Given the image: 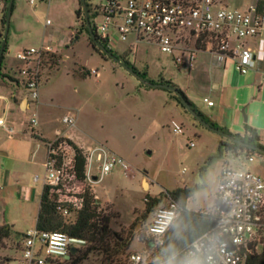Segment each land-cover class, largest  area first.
Wrapping results in <instances>:
<instances>
[{
  "label": "rangeland",
  "instance_id": "rangeland-1",
  "mask_svg": "<svg viewBox=\"0 0 264 264\" xmlns=\"http://www.w3.org/2000/svg\"><path fill=\"white\" fill-rule=\"evenodd\" d=\"M87 2L96 6L104 0ZM77 8L78 0H14L3 72L21 79L18 69L24 64L17 59V53L22 49H38L48 44L55 53L43 62L39 97L31 102L30 109L26 111L25 105L20 104L26 100V91L21 85L13 92L21 111L14 105L10 113H4L0 106V115L15 131L9 138L5 128L0 127V151L6 152V155H0V225L6 223L22 233L35 227L42 179L46 173L43 166L45 146L31 133L54 139L55 130L60 129L69 132L85 149L102 143L124 160L127 169L117 165L97 181L94 188L87 186L100 200L97 210L100 216L109 218V228L132 239L128 252L142 251L143 243L133 236V229L149 220L150 216L141 217L145 196L155 197L166 190L205 183L188 206L194 211L208 212L217 188L220 166L226 161L232 163L233 157L224 151L221 157L209 161L218 152L215 139L221 137L182 109L173 97L175 94L144 86L114 58L102 56L97 47L98 50H94L89 33L80 28L84 14L77 20ZM90 21L98 25L101 17L93 14ZM130 44L133 46L127 52ZM110 49L115 58H126L131 66L140 73L146 72L150 79L170 80L198 105L204 106L203 99L208 96L216 103L209 111L216 110L219 98L225 106L230 99L234 103L235 98L246 94L241 86V74L231 58L223 63L208 52H200L197 68L190 70L176 65L152 44H133L129 39L126 44L111 45ZM223 74L228 84L214 90L212 77ZM0 93L11 97L7 91L0 89ZM251 97H255V101L249 106H238L235 115L229 113L228 123L237 125L238 129L233 133L239 131L241 136L244 134L243 123L253 127L259 136L264 129V91L256 88ZM34 115L37 124L31 127L29 120ZM64 116H73L75 124H63ZM172 121L182 125V133H173ZM251 168L264 178V156L257 154ZM7 173L11 180L6 184ZM35 176L40 178L39 181L34 182ZM17 181L34 190L33 201H19ZM143 182H146V188ZM17 242L14 238L6 240L4 248H0V257H15ZM117 257L124 259V255ZM79 264L110 262L103 252L96 250L88 252Z\"/></svg>",
  "mask_w": 264,
  "mask_h": 264
},
{
  "label": "built area",
  "instance_id": "built-area-1",
  "mask_svg": "<svg viewBox=\"0 0 264 264\" xmlns=\"http://www.w3.org/2000/svg\"><path fill=\"white\" fill-rule=\"evenodd\" d=\"M6 4L7 0H0V24ZM91 7L92 15L101 17L98 25L90 21L93 32L108 51L111 45L126 44L129 39L133 44H152L176 65L190 70L198 54L208 52L219 62L233 59L242 75L256 70L259 58L264 56V0H104ZM54 53L48 44L17 53V59L24 64L18 69L21 79L17 80L26 91L29 105L39 97L43 62ZM204 102L213 105L207 98ZM29 123L31 127L37 124L35 115ZM62 123L73 126L75 118L64 116ZM171 126L173 133H182L181 124L172 121ZM0 127L5 128L9 138L14 136V128L3 117ZM60 136L58 132L54 140L42 142L46 148L43 185L57 186L62 180L66 157L65 143L58 141ZM263 143L264 129L258 136V144ZM229 153L232 163L226 161L221 167L214 204L209 211L213 223L181 250L176 264H183L188 258L198 259L201 264H247L248 256L258 253L264 243V178L251 168L257 153L247 150ZM85 160V183L91 188L115 166L127 169L124 160L102 143L85 150ZM39 179L35 176L34 182ZM58 209L63 216L69 215L66 208ZM177 216L178 205L173 200L158 207L138 231V240L140 233L145 234L139 240L144 246L142 251L129 252L123 264H167L168 260L156 249L163 245L165 234ZM89 245L86 239L62 231H41L34 227L24 233L15 257L3 264H74Z\"/></svg>",
  "mask_w": 264,
  "mask_h": 264
},
{
  "label": "trees",
  "instance_id": "trees-1",
  "mask_svg": "<svg viewBox=\"0 0 264 264\" xmlns=\"http://www.w3.org/2000/svg\"><path fill=\"white\" fill-rule=\"evenodd\" d=\"M78 2L79 8L75 11L77 20H79L82 13L84 14L81 0H78ZM8 3L9 0H7V4L1 18L0 51L3 43L4 46L2 56L0 58V83L11 85L12 88L15 86L19 88L20 84L18 80L3 72L4 58L7 51V42L3 41V29L6 25V11ZM86 7L90 20L92 17L91 4L86 2ZM80 28L82 30H86L88 33L84 17L82 19V23H80ZM89 41L92 48L94 50H98L90 38ZM100 54L105 56L102 52ZM118 59L138 73L143 79L147 76L146 72H138L135 67L131 66L126 58L123 57ZM5 78L15 81L16 85L10 84L5 80ZM150 82L156 83L157 81ZM159 82L175 86L204 121L214 128L225 131V129L219 128L217 124L212 122L199 109H197L193 102H191L189 98L170 80L160 78ZM169 93L172 94V92ZM173 97L182 109L185 110L180 99L176 95ZM244 128L246 134L243 137L239 135H231L250 145L263 148L258 144L257 131L248 125H245ZM31 136L42 141H47L42 139L33 131ZM58 141L65 143L63 154L66 157V164L62 180L57 186L43 185L39 199V209L35 228L41 231H62L71 236L86 239L90 245L83 252L81 257H78L73 261L74 264H77V261L82 260L88 252L96 250L103 252L105 254V259L109 260L110 264H112L113 261H116L115 264H123V260H126V257L129 254L128 249L131 245L132 239L130 237L124 238L121 234L113 232L109 228V218L99 215L97 209L100 200L85 183V150L78 147L72 140L65 136H60ZM237 150H247L252 153H257L254 150L248 149L224 138L218 144L217 154L210 157L209 161L221 157L224 151L235 152ZM257 154L263 156L259 153ZM61 163L62 158L60 156L58 164L60 165ZM205 186L206 184L203 183L201 185L167 190V192H161L155 197H151L150 195L145 196L144 210L141 216L144 219L148 216L151 217L152 213L158 207L166 206L170 200L175 201L178 205V216L166 232L163 245L156 249L157 251H160L163 256H165L164 260H168L171 256H173L175 260H180L181 250L212 225L213 216L209 211L199 212L187 208V201L192 198L197 191ZM59 206H61V208H66L69 211V215L63 216L62 212L58 209ZM23 236L24 233L14 231L12 226H9L8 224L0 225V248H4L6 240L14 238V240L18 241L14 247L15 253H17L20 249V242ZM119 254L124 255L123 260L117 257ZM112 255L114 258L111 257ZM5 260L11 259L8 257H0V264H3ZM247 264H264V243L258 253L250 254L248 256Z\"/></svg>",
  "mask_w": 264,
  "mask_h": 264
},
{
  "label": "crops",
  "instance_id": "crops-1",
  "mask_svg": "<svg viewBox=\"0 0 264 264\" xmlns=\"http://www.w3.org/2000/svg\"><path fill=\"white\" fill-rule=\"evenodd\" d=\"M250 44L253 45V42L250 43ZM198 62H199V59L197 57L196 63H195V66H194L193 69L197 68V63ZM258 63L259 64H258L256 70H253V71H251V72H249L247 74H244V75L241 74V77H242L241 86L245 89L246 94H245L244 97L242 96L241 98H239V97L235 98L234 103H233V100L230 99V101L228 102V105H225L224 106L223 103L221 102L220 98L218 97L219 98V103H218L219 105H217L216 110H212V111L210 110L209 111L210 108L216 107V103L213 102L208 96L207 97L205 96L204 98H207L208 100L212 101L213 102V105L212 106L207 105V103L204 102V99H203V102L205 103L204 106L198 105L190 97H188L189 100L191 102H193V104L197 107V109H199L203 114L207 115L212 122H214L215 124H217V126L219 128L225 129V132H227L229 134L241 136L240 133H239V131H236V133H233L234 130H238V129H236L237 128V125H231V124L228 123L229 113H232V114L235 115V110H236V108L238 106L239 107H247V106H249V104L251 102L255 101V97H251V96L254 93V91H255L256 88L258 89V91H261V92L264 91V56H262L261 58H259V62ZM193 69H191V70H193ZM8 75H10L13 78H15L13 75H11L9 73H8ZM211 83H212V88L214 90H218V89L221 88L222 85H224V84L227 85L228 84L227 83V80H226V76H224V74L223 75H219L218 77H212ZM0 89L9 92V95L11 96V97H8L7 94L0 93V106L3 107V112L4 113H6V112L7 113L8 112L10 113L15 108V106H16V109L17 110L21 111L20 106L23 105V104L26 107V111L28 109H30V105L24 99L22 100V103H20L21 105L20 104H17L14 101V99L17 98V97H16V95L13 92L14 91H17V89H18L17 86H15V87H13V88L10 89V87L7 86L6 84H3V85L0 84ZM262 104H264V101H263ZM0 117H3L5 119V121L7 122V120H6V118L4 116H1L0 115ZM245 125H247V124L243 123L241 125V127L244 130L243 136L246 134V131H245V128H244ZM249 127H251V126H249ZM58 132L60 133L61 136H65V137L69 138L78 147H80V148H82L84 150H87L88 148H91L92 146H94V145H90L89 147H87L85 149L83 146L79 145L71 137V135L69 134V132H67V131L66 132H63L60 129H56L55 130V134L57 135ZM37 135L40 136L42 139L47 140V141H51V140H54L56 138L55 137L54 139H48V138L44 137L42 134H39V133ZM217 135H219V134H217ZM219 136L222 139L221 138H218V139L216 138L215 139V147H218L219 142L224 139V137H222L221 135H219ZM243 136H241V137H243ZM39 141L41 142L42 140H39ZM43 142H46V141H43ZM44 151H45L44 158H46V148H44ZM0 152H2V154H0V155L3 156L4 155L3 152H5V151H2L1 150ZM34 153L36 154V152H33V154ZM222 164L220 166L219 173L221 171ZM219 173H218V177H219ZM143 178H142V180H143ZM10 180H11L10 175L7 173L5 175L6 184ZM15 185L17 186L16 193H17V197H18L19 201L21 200V201H25V202H31V201H33L35 199L34 190L32 188L27 187L24 184L19 183L18 181H17V183H15ZM42 187H43V184H42ZM93 188H94V186H93ZM215 191L213 193V199H212L211 208H212V206L214 204V200H215ZM190 200H191V198L187 201V208L188 209H190L189 206H188Z\"/></svg>",
  "mask_w": 264,
  "mask_h": 264
},
{
  "label": "water",
  "instance_id": "water-1",
  "mask_svg": "<svg viewBox=\"0 0 264 264\" xmlns=\"http://www.w3.org/2000/svg\"><path fill=\"white\" fill-rule=\"evenodd\" d=\"M86 2L87 0H81V4H82V8H83V11H84V19H85V23H86V26H87V29H88V33H89V37L90 39L92 40V42L94 43V45L100 49V51L104 54H106L107 57H111V58H114L118 63H120L126 70L128 73H130L132 76H134L136 79H138V81L140 83H142L144 86L146 87H150V88H160V89H165L169 92H172L173 94H175L181 101L182 105L184 106L185 110L187 112H189L202 126H204L205 128H207L208 130L214 132V133H217L219 135H221L222 137L232 141V142H235L243 147H246L248 149H251V150H254L255 152L261 154L264 156V148H261V147H256V146H253V145H250L240 139H237L235 138L234 136H232L231 134L223 131V130H220L218 128H214L212 126H210L206 121H204L196 112L195 110L191 107L190 103L187 101L186 98H184V96L179 92V90L173 86V85H169V84H164V83H152V82H149V81H146L145 79H143L138 73H136L134 70H132L129 66H127L126 64L124 63H121L119 61L118 58H115L112 53L110 51H108L99 41L98 39L96 38L94 32H93V29H92V26H91V23H90V20H89V17H88V13H87V7H86ZM13 3H14V0H9V3H8V6H7V11H6V29H5V33L3 35V41L5 42L6 41V37H7V34H8V28H9V24H10V18H11V14H12V6H13ZM3 46H4V43L2 45V48H1V51H0V58L2 56V50H3ZM6 81H8L9 83L11 84H14L16 85V82L15 81H12L8 78H5ZM27 101V100H25ZM244 120L246 121V118H244ZM0 154H2V152H0ZM4 155H6L5 152H3ZM143 186L144 188L147 187V184L146 182H143ZM141 229V224H138L137 228H136V231H139ZM145 237V234L142 232L139 234L138 238L139 240H143ZM71 252L74 253L75 252V249H71ZM69 258V256L67 257V259Z\"/></svg>",
  "mask_w": 264,
  "mask_h": 264
},
{
  "label": "clouds",
  "instance_id": "clouds-1",
  "mask_svg": "<svg viewBox=\"0 0 264 264\" xmlns=\"http://www.w3.org/2000/svg\"><path fill=\"white\" fill-rule=\"evenodd\" d=\"M167 264H176L175 258L170 257L167 261ZM183 264H201V261L195 258H188L183 261Z\"/></svg>",
  "mask_w": 264,
  "mask_h": 264
},
{
  "label": "flooded vegetation",
  "instance_id": "flooded-vegetation-1",
  "mask_svg": "<svg viewBox=\"0 0 264 264\" xmlns=\"http://www.w3.org/2000/svg\"><path fill=\"white\" fill-rule=\"evenodd\" d=\"M144 79H145L146 81H149V82H150V81H157L156 83H160V82H159V79H157V80H156V79H150V78L147 77V76H146ZM137 80H138V79H137ZM141 84H142V83H141ZM168 92H169V91H168ZM143 226H144V222H141V229H140V230L143 229ZM140 230H139V231H140ZM137 235H138V231H136V228H135V229H133V236H136V237H137Z\"/></svg>",
  "mask_w": 264,
  "mask_h": 264
}]
</instances>
